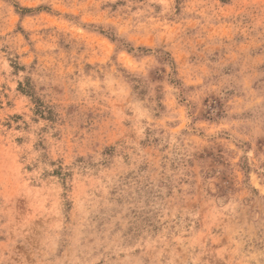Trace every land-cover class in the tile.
Segmentation results:
<instances>
[{"label": "rangeland", "instance_id": "obj_1", "mask_svg": "<svg viewBox=\"0 0 264 264\" xmlns=\"http://www.w3.org/2000/svg\"><path fill=\"white\" fill-rule=\"evenodd\" d=\"M0 264H264V0H0Z\"/></svg>", "mask_w": 264, "mask_h": 264}]
</instances>
